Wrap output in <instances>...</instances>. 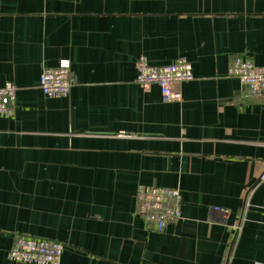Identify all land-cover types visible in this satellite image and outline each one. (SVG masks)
<instances>
[{"label": "crops", "instance_id": "obj_1", "mask_svg": "<svg viewBox=\"0 0 264 264\" xmlns=\"http://www.w3.org/2000/svg\"><path fill=\"white\" fill-rule=\"evenodd\" d=\"M141 56L194 79L163 103L135 83ZM237 57L264 70V0H0V88L17 87L0 264L16 235L62 243L60 264H264V97L228 75ZM63 59L69 94L47 98L40 73ZM149 186L181 196L160 233L136 213Z\"/></svg>", "mask_w": 264, "mask_h": 264}, {"label": "built area", "instance_id": "obj_2", "mask_svg": "<svg viewBox=\"0 0 264 264\" xmlns=\"http://www.w3.org/2000/svg\"><path fill=\"white\" fill-rule=\"evenodd\" d=\"M135 83L143 88L157 85L163 103L179 99L173 85L194 79L191 65L185 58H178L167 66L149 65L141 56L135 64ZM228 75L237 78L247 97H264V70L241 58H234L229 65ZM70 62L60 60L55 68H43L38 87L47 98H65L70 88ZM17 87L7 82L0 88V117L12 118L16 109ZM264 181V169L259 177ZM180 192L176 188L149 186L141 188L136 194V213L142 221L155 232H163L165 228L181 218ZM222 214L225 210L215 208ZM241 222V221H240ZM240 222L231 226L233 232L241 228ZM64 250L62 243L43 238L16 235L8 250L7 258L18 264H60Z\"/></svg>", "mask_w": 264, "mask_h": 264}]
</instances>
